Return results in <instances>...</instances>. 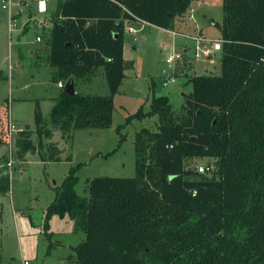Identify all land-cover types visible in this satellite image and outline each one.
<instances>
[{
    "label": "trees",
    "instance_id": "obj_1",
    "mask_svg": "<svg viewBox=\"0 0 264 264\" xmlns=\"http://www.w3.org/2000/svg\"><path fill=\"white\" fill-rule=\"evenodd\" d=\"M193 0H59L49 28L48 63L61 80H90L99 67L108 94L54 99L50 128L35 108L36 133L109 128L114 96L132 65L125 60L126 23L144 21L174 30ZM221 74L189 77L192 92L175 112L166 95L152 96L116 127L157 116L156 129L135 135V175L87 180L77 194L78 163L56 188L44 216H68L86 237L73 247L77 264H264V0H223ZM8 100L0 105V148L7 141ZM32 129L16 138V156L35 151ZM41 144V142H40ZM42 145V144H41ZM117 148L115 150H117ZM45 161H60L48 145ZM106 153L105 156L115 152ZM194 158L213 160V171L186 168ZM70 159V158H68ZM7 161H5L6 163ZM1 168V167H0ZM0 169V194L10 189Z\"/></svg>",
    "mask_w": 264,
    "mask_h": 264
},
{
    "label": "rangeland",
    "instance_id": "obj_2",
    "mask_svg": "<svg viewBox=\"0 0 264 264\" xmlns=\"http://www.w3.org/2000/svg\"><path fill=\"white\" fill-rule=\"evenodd\" d=\"M2 1L0 105L8 100L12 119L18 126L32 129V141L36 148L33 153L28 152L19 158L14 152L13 163L8 170L11 177L9 193L5 196L0 194V264H23L25 260L29 264H77L69 256L74 254L73 247L81 243L86 234L76 228L74 220L68 216L62 218L53 215L48 221L50 239L44 230V216L56 195V188L78 163L84 165L76 172L78 181L75 189L82 197H89L88 179L135 175L136 132L144 127L155 130L158 117L132 120L121 130L125 140L119 148L116 127L141 105L148 109L152 93L168 96L172 109L179 112L185 96L192 92V84L188 82L190 76L221 74V43L210 59L204 56L195 58L194 48L198 44L195 35L200 30L199 26L202 27L200 37L205 35L209 41L207 44L200 42L199 45L210 47L211 43L221 38L220 29L215 23H222L223 0H193L190 8L195 10V20L186 24L184 19H180L174 28L175 31L179 28L180 33L173 34L171 30L165 31L149 24H143L134 34L125 31V59L131 60L132 65L124 70L125 77L114 96L111 126L104 129H73L66 135L54 130L51 139L36 133L35 121V108L38 105L43 120L47 121L46 128H50L53 97H58L63 90L58 87V82L65 84L67 81L59 79L57 68L47 61L51 12H39L34 0H26L25 3L6 0V9L2 8ZM58 3L59 0H51V11H56ZM10 14H19L21 24L18 22L16 27L14 25L9 30ZM42 15L46 17V22L40 19ZM29 19L31 21L27 22ZM38 34L40 42L35 39ZM184 48L187 49L186 53ZM30 49L38 50L39 56H30ZM172 52L182 55L170 64L165 58ZM17 59L20 60L18 69L21 73L11 81L8 72L15 74L18 71L14 64ZM76 89L82 94H108L103 68L99 67L90 80H77ZM50 142L60 148V161L43 160L49 153ZM113 150L114 153L105 156ZM8 159L3 145L0 148V169ZM185 164L186 168L198 171L200 166H209V172L214 168L213 160L209 158H194Z\"/></svg>",
    "mask_w": 264,
    "mask_h": 264
},
{
    "label": "built area",
    "instance_id": "obj_3",
    "mask_svg": "<svg viewBox=\"0 0 264 264\" xmlns=\"http://www.w3.org/2000/svg\"><path fill=\"white\" fill-rule=\"evenodd\" d=\"M4 2V0L2 1V3ZM2 8L5 9L7 8V5L5 3L2 4ZM37 9L40 12H44L46 10V1L45 0H37ZM15 25V20H13L11 17L9 18V27L10 29ZM129 31L133 32L135 31L132 27H129ZM200 31L197 30V33L195 35V40L197 41V45L194 48V56L195 58H201V57H206L208 59H210L212 57L213 52L218 49L219 44L222 42L220 39L214 41L213 43H211L210 47H204L199 45L200 42H205L206 44L209 42L208 40H206L205 37H200ZM36 40H41L40 36H37ZM182 53H169L166 58L165 61L168 63H174L175 60L181 58ZM167 82V81H165ZM65 84H63L62 82H58V87L63 88ZM10 107V105H9ZM24 128L21 126H18L15 121L12 119V115H11V110H9V115H8V132H7V141L5 143V148L6 151L9 155V159L8 161L5 163L9 168L11 167L12 163H13V154L16 151V138L19 134V132L21 130H23ZM210 171L209 166H200L199 167V172H207ZM23 264H29V262L27 260H25L23 262Z\"/></svg>",
    "mask_w": 264,
    "mask_h": 264
},
{
    "label": "crops",
    "instance_id": "obj_4",
    "mask_svg": "<svg viewBox=\"0 0 264 264\" xmlns=\"http://www.w3.org/2000/svg\"><path fill=\"white\" fill-rule=\"evenodd\" d=\"M35 2H36V4H37V0H34ZM46 1V10L44 11V12H47V11H49V12H51V16L53 15V13H54V11H51V0H45ZM20 2L21 3H25L26 2V0H20ZM3 3H6V0H4V2ZM6 9V8H5ZM40 12V11H39ZM194 12H195V10L191 7H189L188 8V10L185 12V14L180 18V19H184L185 20V22H186V24L188 23V22H190V21H192V20H195V16H194ZM187 13V14H186ZM12 18L13 20H15V24L17 23L18 24V22L20 23V21H19V14H10L9 15V18ZM41 20H43L44 22H46V17L44 16V15H42L41 16V18H40ZM29 21H31V19H29L27 22H29ZM26 22V23H27ZM25 23V24H26ZM21 24V23H20ZM143 24H145V25H147V24H149V23H147V22H144V21H138V20H136V21H131V22H128V23H126V28H125V31H128L129 33H131V34H134L135 32H137L138 30H140L141 29V27L143 26ZM150 26H153V25H151V24H149ZM14 27V26H13ZM12 27V28H13ZM15 27H16V25H15ZM129 27H132L135 31H133V32H130L129 31ZM11 28V29H12ZM199 29L202 31V27H200L199 26ZM9 30H10V27H9ZM162 30H165V31H169V30H167V29H163L162 28ZM199 30V31H200ZM179 31V33L181 32L180 30H179V28L177 29V31H175V30H171V32L173 33V34H176L177 32ZM37 36H40L39 34L37 35ZM37 36L35 37V39L37 38ZM124 37H125V35H124ZM203 37H206L205 35L203 36ZM207 38V37H206ZM36 41H38V42H40L41 40H36ZM204 44H206L205 42H203ZM204 47H207V46H205L204 45ZM30 51V56H33L34 58L35 57H38L39 56V52H38V50H36V49H34V50H29ZM125 51H126V41H125V39H124V49H123V54H124V58H125ZM184 52L186 53L187 52V49L186 48H184ZM48 54H49V51H48V53H47V57H48ZM18 55H19V53H18ZM126 60V59H125ZM47 61H48V59H47ZM20 60L19 59H17L16 61H15V63L14 64H16L15 65V67L18 69V66L20 65ZM10 65V64H9ZM12 68H13V65L11 66ZM11 67H9V70H10V68ZM15 68V69H16ZM20 73H21V70L20 69H18V71H16V73L15 74H13V72H8V79L9 80H11L12 81V79H13V77L14 78H16V77H18L19 75H20ZM1 77H2V74H1ZM2 78H4V79H6L5 77H2ZM75 88H77V84L75 85ZM77 90V89H76ZM53 99H55L54 97H53ZM11 102V101H10ZM11 104H12V102H11ZM54 104V103H53ZM40 105V104H39ZM53 106V105H52ZM15 121V120H14ZM17 125H19V124H17ZM25 129L26 128H29V127H24ZM60 149V148H59ZM60 157H61V154L59 155ZM9 193V192H8ZM6 195V194H5ZM5 195H2V196H5Z\"/></svg>",
    "mask_w": 264,
    "mask_h": 264
},
{
    "label": "water",
    "instance_id": "obj_5",
    "mask_svg": "<svg viewBox=\"0 0 264 264\" xmlns=\"http://www.w3.org/2000/svg\"><path fill=\"white\" fill-rule=\"evenodd\" d=\"M63 91L68 93V94H74L76 93V88H75V84L74 81L72 80H67L64 87H63Z\"/></svg>",
    "mask_w": 264,
    "mask_h": 264
}]
</instances>
